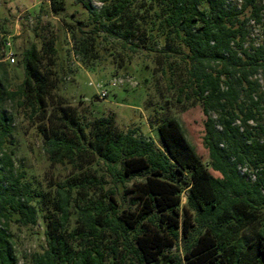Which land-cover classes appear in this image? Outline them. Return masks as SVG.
<instances>
[{
    "label": "trees",
    "instance_id": "16d2710c",
    "mask_svg": "<svg viewBox=\"0 0 264 264\" xmlns=\"http://www.w3.org/2000/svg\"><path fill=\"white\" fill-rule=\"evenodd\" d=\"M98 1L101 8L92 11L84 0H74L93 21L86 37L74 38L76 50L86 54L99 31L116 39H135V28L142 22L150 37L161 43L162 74L172 85L167 74L178 73V96L202 109L209 162L200 160L175 119L157 127L162 151L131 131L118 132L111 119L83 124L75 109L56 101L55 41L33 44L21 53L23 81L8 94L28 118H34L45 148L72 163L82 157L101 161L115 184L148 173L145 181L127 189L140 206L136 214L123 218L111 192L109 203L98 200L79 206L80 225L89 232L116 233L140 263L161 264L182 235L187 242L186 264H264V42L246 46L249 25L264 28V0H242L239 6L227 0H151L146 20L134 0ZM51 2L58 11V1ZM131 46L133 51L137 48ZM0 68L5 73L6 63ZM10 133V126L0 119V136ZM208 166L220 177L211 176ZM239 166L254 172L252 182L239 174ZM167 175H179L182 184L167 180ZM6 179V185L0 183V209L4 202L10 216L33 221L32 213L20 203L23 190ZM184 188L188 194L181 205ZM57 203L62 228L69 212L63 190ZM256 224L261 226L246 242L241 233ZM51 225L46 231L47 248L33 264H105L98 250L74 253L58 225ZM0 264H15L11 251L1 243Z\"/></svg>",
    "mask_w": 264,
    "mask_h": 264
},
{
    "label": "rangeland",
    "instance_id": "374dc122",
    "mask_svg": "<svg viewBox=\"0 0 264 264\" xmlns=\"http://www.w3.org/2000/svg\"><path fill=\"white\" fill-rule=\"evenodd\" d=\"M56 1L60 7L58 11L53 10L51 0H0V40L11 38L16 53V57L6 64L5 73L0 68V119L11 128L10 134L0 136V183L6 185L8 178L21 187L23 198L20 203L32 213L33 220L15 219L10 216L9 205L3 202L0 243L11 251L15 264H33L34 257L46 250V231L54 223L74 253L92 254L98 250L105 264H147L140 263L127 252L116 233L84 229L78 219V208L98 200L109 203L108 196L113 192L119 214L130 218L129 213L136 214L140 206L133 203L127 189L136 182L145 181L148 173L141 172L126 177L123 184H115L104 164L93 157H82L72 163L50 153L34 118H28L17 100H11L8 94L16 91L24 78L21 53L33 44L39 46L48 39L55 41L56 101L75 109L83 124L111 119L118 132L131 131L155 150L162 151L157 127L167 119H175L197 156L207 165L208 152L203 144L205 116L197 103L178 96V73L167 74L172 77V85L162 74L165 56L160 52L161 43L150 37L142 22L135 28V39L128 40L126 36L116 39L97 32V40L82 55L76 50L74 38L86 37L92 29L90 13L74 0ZM227 1L233 6L242 3V0ZM84 2L92 11H98L102 6L98 0ZM134 2L140 17L149 18L151 0ZM261 42H264V28L251 23L246 46H257ZM132 44L137 45L134 51ZM111 83L115 86L110 87ZM100 88L108 91L104 99L99 97ZM261 109L264 110V94ZM47 111H52V107L49 106ZM211 115L217 118L215 114ZM208 171L214 178L220 177L209 166ZM238 172L247 181L254 180V172L247 167L239 166ZM165 178L173 182L178 180L180 184L184 179L179 175ZM62 190L69 202V212L68 221L61 228L57 199ZM187 194V188H184L181 205ZM179 217L181 220V211ZM260 226H250L241 237L246 242L252 241ZM186 243L180 235L177 245L165 253L161 264H186L183 259Z\"/></svg>",
    "mask_w": 264,
    "mask_h": 264
},
{
    "label": "built area",
    "instance_id": "2783aa9c",
    "mask_svg": "<svg viewBox=\"0 0 264 264\" xmlns=\"http://www.w3.org/2000/svg\"><path fill=\"white\" fill-rule=\"evenodd\" d=\"M16 57V53L13 49L11 38H5L0 40V63H9ZM110 87L115 86L114 83L109 85ZM99 97L106 98L108 91L106 89H99Z\"/></svg>",
    "mask_w": 264,
    "mask_h": 264
}]
</instances>
